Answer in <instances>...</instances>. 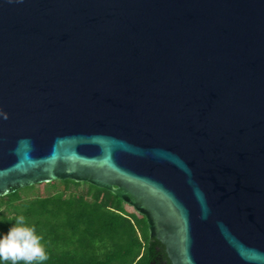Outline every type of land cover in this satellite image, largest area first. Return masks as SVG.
<instances>
[{
	"label": "water",
	"instance_id": "1",
	"mask_svg": "<svg viewBox=\"0 0 264 264\" xmlns=\"http://www.w3.org/2000/svg\"><path fill=\"white\" fill-rule=\"evenodd\" d=\"M67 179L264 264V0H0V197Z\"/></svg>",
	"mask_w": 264,
	"mask_h": 264
},
{
	"label": "trees",
	"instance_id": "2",
	"mask_svg": "<svg viewBox=\"0 0 264 264\" xmlns=\"http://www.w3.org/2000/svg\"><path fill=\"white\" fill-rule=\"evenodd\" d=\"M35 186L0 197V234L24 215L44 238L47 264H170L146 218L111 191L70 179Z\"/></svg>",
	"mask_w": 264,
	"mask_h": 264
},
{
	"label": "clouds",
	"instance_id": "3",
	"mask_svg": "<svg viewBox=\"0 0 264 264\" xmlns=\"http://www.w3.org/2000/svg\"><path fill=\"white\" fill-rule=\"evenodd\" d=\"M12 221L7 233L0 234V264H47L50 257L36 227L24 215H17Z\"/></svg>",
	"mask_w": 264,
	"mask_h": 264
},
{
	"label": "rangeland",
	"instance_id": "4",
	"mask_svg": "<svg viewBox=\"0 0 264 264\" xmlns=\"http://www.w3.org/2000/svg\"><path fill=\"white\" fill-rule=\"evenodd\" d=\"M87 185H81L80 190H86ZM39 190L38 185L35 186V191L37 192ZM125 208L129 211V212H136L131 206L124 204Z\"/></svg>",
	"mask_w": 264,
	"mask_h": 264
},
{
	"label": "flooded vegetation",
	"instance_id": "5",
	"mask_svg": "<svg viewBox=\"0 0 264 264\" xmlns=\"http://www.w3.org/2000/svg\"><path fill=\"white\" fill-rule=\"evenodd\" d=\"M167 258H168V257H167ZM164 264H166V262H165Z\"/></svg>",
	"mask_w": 264,
	"mask_h": 264
}]
</instances>
